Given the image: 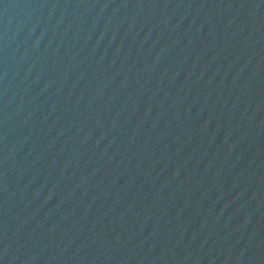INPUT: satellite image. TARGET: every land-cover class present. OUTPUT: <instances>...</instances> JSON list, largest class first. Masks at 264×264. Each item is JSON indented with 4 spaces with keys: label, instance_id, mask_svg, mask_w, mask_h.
<instances>
[{
    "label": "water",
    "instance_id": "obj_1",
    "mask_svg": "<svg viewBox=\"0 0 264 264\" xmlns=\"http://www.w3.org/2000/svg\"><path fill=\"white\" fill-rule=\"evenodd\" d=\"M0 264H264V0H0Z\"/></svg>",
    "mask_w": 264,
    "mask_h": 264
}]
</instances>
